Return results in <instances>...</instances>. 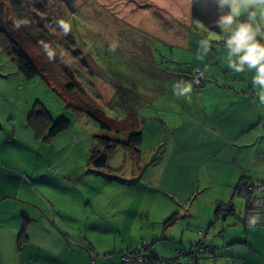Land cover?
<instances>
[{"label": "crops", "instance_id": "1", "mask_svg": "<svg viewBox=\"0 0 264 264\" xmlns=\"http://www.w3.org/2000/svg\"><path fill=\"white\" fill-rule=\"evenodd\" d=\"M192 7V0L173 6L174 11L182 8L187 14L172 17L174 22L160 20L161 33L155 37L161 44L155 52L151 46L147 54L143 52L148 64L168 75L156 82L155 100L132 101L139 106L136 111L130 105L133 122L128 123L141 132V157L149 160L147 170L129 179L138 181H132L127 197L118 198L117 189L107 195L98 193L110 210L102 211V219L93 214L98 243L89 244L107 259L92 262L85 250L73 244V237L64 233L74 228L69 220L71 210L68 204L61 207L50 199L53 191L49 187L38 194L30 186L28 196L22 197L20 190H6L9 184L0 180V264H118L119 254L142 240L151 242L148 254L155 259H173L177 248L196 247L202 240L217 249L211 256H202L201 264H264V226L243 225L245 202L235 193L243 176L264 182V104L257 95L249 97L252 90L258 91L251 84L253 73H235L227 67L221 39L212 40L203 61L196 58L202 36H219L220 30L202 32L193 20ZM153 23L147 20L145 31ZM196 67L203 69L204 79L201 87L192 84L190 100L167 90L165 83L172 88L184 79L192 83L175 76H181V69ZM175 101L181 106H175ZM166 102L174 107L164 108ZM131 131L121 134L127 137ZM103 180L116 184L110 177ZM31 195L40 201H34L38 208L31 204ZM220 202L232 206L230 214L218 215ZM47 229L53 230V245L44 244L47 239L41 231ZM221 231L223 239L218 236ZM199 232L204 233L202 239ZM173 264H188V260Z\"/></svg>", "mask_w": 264, "mask_h": 264}, {"label": "rangeland", "instance_id": "2", "mask_svg": "<svg viewBox=\"0 0 264 264\" xmlns=\"http://www.w3.org/2000/svg\"><path fill=\"white\" fill-rule=\"evenodd\" d=\"M24 1L20 6L16 0L2 2V27L9 34L21 33L17 43L38 73L25 78L0 47V180L9 184L6 190H20L22 197L28 196L30 186L38 194L46 193L44 189L49 187L53 191L50 199L61 207L68 204L71 210L69 220L74 228L68 227L69 231L64 233L73 237V244L85 250L90 259L94 253L101 254L89 244L98 243L92 228L93 214L102 219V211L110 210L98 193L107 195L117 189L118 198L127 197L132 181H138L129 179L146 171L149 162L141 157L140 148V157L136 159L117 145L106 153L105 167H95L90 158L92 152L105 153L96 144V137L126 141L121 132L132 127L128 123L133 122L130 105L136 111L139 106L133 102L137 99H156V82L161 83L168 73L159 72V66H155L156 71L146 62L143 52L148 53V46L155 52L161 44L155 37L161 33L159 21L174 22V17L187 14L182 8L174 11L172 7L177 3L189 4L191 0ZM254 11L257 22L264 23L259 8ZM22 19H28L29 24L16 29L15 21ZM147 20L154 23L147 24L145 31ZM61 21L69 26V31L63 30ZM45 44L55 53L51 60L44 50ZM164 66L170 69V65ZM173 71L179 75V69ZM164 85L173 93L172 87ZM162 105L174 107V103ZM178 105L181 102H176L175 106ZM31 113L36 126L28 123ZM60 117L69 121L68 127L49 137V125ZM106 177L116 184L105 183ZM29 197L38 208L34 201H40ZM50 231L53 232L41 231L47 239L45 245L54 243ZM6 252L10 253L9 247Z\"/></svg>", "mask_w": 264, "mask_h": 264}, {"label": "clouds", "instance_id": "3", "mask_svg": "<svg viewBox=\"0 0 264 264\" xmlns=\"http://www.w3.org/2000/svg\"><path fill=\"white\" fill-rule=\"evenodd\" d=\"M216 5L217 18L214 27L220 30V35L210 34L202 36L199 40V48L196 58L203 61L212 48L213 39H221L227 50L225 63L235 73H253L251 84L258 89L256 95L259 102L264 104V23L257 22L256 12L259 8L264 17V0H213ZM65 32L69 26L60 22ZM28 19H22L14 23L19 29L21 25L27 26ZM202 32H208L207 27L197 23ZM259 37V38H258ZM115 44L112 50H115ZM44 50L48 59H53L55 53L47 44ZM193 85L190 82H179L173 87V94L177 97L191 99ZM255 223V221H253Z\"/></svg>", "mask_w": 264, "mask_h": 264}, {"label": "trees", "instance_id": "4", "mask_svg": "<svg viewBox=\"0 0 264 264\" xmlns=\"http://www.w3.org/2000/svg\"><path fill=\"white\" fill-rule=\"evenodd\" d=\"M3 1L4 0H0L1 6H2ZM21 1H24V0H16V4L19 3V6L22 5ZM37 1H39V0H37ZM192 1H193V7H192L191 14H192L193 20L204 24L209 29H212L214 31H219L218 28L214 27V21L217 18V10H216V6H215L213 0H192ZM3 14H5V13H3L2 7H0V47L5 52V54L11 59V61L16 65L18 70L25 76V78H32V77L36 76L38 72H37L35 66L33 65V63L31 62V60L29 59V57L20 49V47L17 43V40L22 35L19 32L18 33L14 32V33L9 34L6 30L3 29V27H2V25H3V20H2ZM197 68L202 69L200 67L191 68L190 70H188L187 68L181 69L182 70V71H180L181 76H179V77L180 78H189L191 80L192 84L196 88L201 87L203 79H204L203 69H202V78L200 81V85H195L193 78H192L193 72ZM181 72H184V73L182 74ZM189 73H190V75H189ZM252 93H254V94H252ZM256 93H257V91L252 90L249 94V97L250 98L255 97ZM33 114L34 113H31L30 116L28 117V123L32 126H36L37 121H36V118H33ZM68 125H69V121L67 119H65L64 117H60L59 119L53 121L49 125L48 136L49 137L55 136L56 134L65 130L68 127ZM130 129L132 131L128 134L126 141H121V140H117V139H113V138H109V137H103V136H97L96 137V144L98 146H100L105 153L100 154L98 151L92 152V155L90 158L93 159V164L95 167H98V168L99 167H105L106 153L107 154L111 153L112 150H114L117 147V145H121L122 148H124V151L126 153L132 155L134 158L138 159L140 157L139 148L141 145V132L139 130H136L135 126H133V125H132V127L128 128L127 130H130ZM125 130L126 129H123V131H125ZM246 177H248V176H243L240 178V180H242L243 178H246ZM254 180H256V179H254ZM257 181H260V180H257ZM260 182H262V181H260ZM237 183H236V185H237ZM262 183H264V182H262ZM236 185H235V190H236ZM235 193L238 195L237 191ZM244 202H245V215H246V201L244 200ZM224 205L229 206V209L227 212L224 210ZM231 211H232V206L230 204L220 202L217 205L218 215H221V216L224 215L225 216L227 214H230ZM245 215H244V219L242 221L244 226H246V227H248V226H256V227L264 226V225H246L245 224ZM198 234L200 236V239H202L204 237V233L199 232ZM223 234H224V231H221L218 233V236L220 239H223ZM21 237H22V233L19 235L18 240H20ZM143 241H146V240H142L137 246H140ZM146 242H148V241H146ZM213 245H214V247H213L212 251H202L199 253V257H198L199 264H200V258L202 256H211L216 251L217 245H215V244H213ZM137 246H135V247H137ZM132 248H134V247H132ZM132 248H129V249H132ZM193 248H195V247L192 246L188 249H186L185 247H179L175 251V254H176L175 257L173 259H168V260L167 259H165V260L155 259L154 257H151L148 254V250H149L148 249L147 250V256H148L147 260H144L143 262H133L132 264H135V263L155 264L154 262H159L158 264H173L177 260L187 259L186 257L178 258V255H177L178 250L183 249L185 251H188V250H191ZM129 249H127V250H129ZM127 250H125V251H127ZM101 256H103L102 258L106 259L105 255H101ZM118 264H120V260H119ZM188 264H189V260H188Z\"/></svg>", "mask_w": 264, "mask_h": 264}, {"label": "built area", "instance_id": "5", "mask_svg": "<svg viewBox=\"0 0 264 264\" xmlns=\"http://www.w3.org/2000/svg\"><path fill=\"white\" fill-rule=\"evenodd\" d=\"M195 85H200L202 78V69L197 68L192 75ZM254 94V93H252ZM238 195L246 201V225H264V183L254 180L250 177L243 178L236 185ZM229 206L224 205V210L227 212ZM255 221V223H253ZM150 244L143 241L140 246L134 247L120 254V264H132L133 262H143L147 260V250ZM214 245L206 246L202 240L198 245L188 251L180 249L177 251L178 258L186 257L189 264H199L198 257L202 251H212ZM91 260L102 258L98 253L93 254ZM158 264L159 262H154Z\"/></svg>", "mask_w": 264, "mask_h": 264}]
</instances>
